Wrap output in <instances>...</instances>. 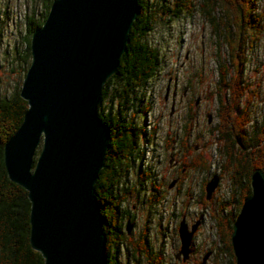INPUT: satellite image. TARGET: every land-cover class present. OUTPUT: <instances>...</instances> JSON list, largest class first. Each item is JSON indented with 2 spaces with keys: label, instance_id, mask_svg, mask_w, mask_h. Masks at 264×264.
Masks as SVG:
<instances>
[{
  "label": "water",
  "instance_id": "1",
  "mask_svg": "<svg viewBox=\"0 0 264 264\" xmlns=\"http://www.w3.org/2000/svg\"><path fill=\"white\" fill-rule=\"evenodd\" d=\"M136 4L51 0L30 34L29 63L18 90L26 109L3 143L2 161L8 179L26 192L28 244L42 264H104L105 237L93 185L104 165L108 130L96 107L124 50ZM218 179L214 174L204 183L205 200ZM249 185L229 233L234 264H264L262 169L250 172ZM196 224L188 229L183 218L178 221L175 258H187ZM130 228L126 222L127 233Z\"/></svg>",
  "mask_w": 264,
  "mask_h": 264
},
{
  "label": "rangeland",
  "instance_id": "2",
  "mask_svg": "<svg viewBox=\"0 0 264 264\" xmlns=\"http://www.w3.org/2000/svg\"><path fill=\"white\" fill-rule=\"evenodd\" d=\"M253 2L255 13L263 14L261 31L250 46L248 40L242 45L244 62L239 74L241 84L246 85L241 103L251 95L245 126L248 135L264 123V0ZM146 3L155 16L144 40L157 50L158 65L134 102L133 121L142 126L139 144L143 154L129 168L126 181L130 185L136 183V166L140 163L141 170L151 172L155 190L145 182L143 189L132 192L120 208L133 214L132 237L146 229L147 246L159 255V264L180 263L173 256L179 247L177 223L181 217L187 223L200 216L201 224L191 241L193 252L182 264H200L208 249H213V255L204 264H223V255H216L219 245L210 213H215L229 193V182L225 173H221L222 159L215 143L219 123L216 94L221 90L216 84L217 59L225 61L227 50L199 12V0ZM45 4L46 0H0V99L8 98L20 88L28 66L21 60L28 20H39ZM116 100L113 108L117 107ZM189 154H199L204 167L190 168L183 164L182 155H186L187 162ZM180 168H183L180 182L169 186ZM214 174L219 177L218 185L205 200L204 183ZM118 264L149 263L142 257L134 261L123 243Z\"/></svg>",
  "mask_w": 264,
  "mask_h": 264
},
{
  "label": "trees",
  "instance_id": "3",
  "mask_svg": "<svg viewBox=\"0 0 264 264\" xmlns=\"http://www.w3.org/2000/svg\"><path fill=\"white\" fill-rule=\"evenodd\" d=\"M146 1L137 0V14L127 34L124 50L114 73L103 84L96 107L98 119L108 130L104 165L93 185L105 237L104 264H118L123 243L134 261L142 257L149 264H159L160 259L147 246L145 228L135 237L126 236L121 222L124 209L120 208L132 192L138 193L143 189L145 182L150 184L152 191L155 190L151 172L141 170L140 163L136 166V183L130 185L126 181L129 168L143 154L139 144L143 137L142 126H136L133 121L136 113L134 102L139 95L137 92L141 91L158 65L157 50L144 40L152 29L155 16ZM50 2L46 0L45 11L39 20H28L25 52L21 57L26 66L29 63L30 34L43 21ZM198 9L216 36L221 37L227 50L225 61L217 59L216 84L221 90L216 94L219 123L215 128V143L222 159L221 173H225L229 182V193L228 199L221 201L210 217L219 245L216 255H223V264H234L229 243L231 224L242 199L250 194V172L254 168L264 171V123L260 128L254 127L250 135L246 133L251 95L241 103L246 85L241 84L239 75L244 62L242 45L246 40L251 45L258 37L263 14L255 13L253 0H199ZM225 64L230 70L225 68ZM114 100L118 102L113 108ZM25 109L26 102L16 91L8 98L0 99V264H42L40 254L28 244L29 203L26 192L8 179L2 161L3 143L20 124ZM190 156L187 166L204 167L199 154Z\"/></svg>",
  "mask_w": 264,
  "mask_h": 264
},
{
  "label": "flooded vegetation",
  "instance_id": "4",
  "mask_svg": "<svg viewBox=\"0 0 264 264\" xmlns=\"http://www.w3.org/2000/svg\"><path fill=\"white\" fill-rule=\"evenodd\" d=\"M183 96L185 95V93H183L182 94ZM185 144H184V148H185ZM183 154H185V153H183ZM188 156V155H187ZM185 157H186V155H182V163L183 164H185L186 166L189 164L188 162L190 161V159H187V162H186V160H185ZM177 164V161H174V163L173 164ZM176 173V175L173 177V179H172V181H173V183L174 184H178L179 182H180V175H179V173L182 175L183 174V168H180L179 170H178V173H177V171L175 172ZM214 192V191H213ZM213 194V193H212ZM125 212V211H124ZM123 211H122V213H123V219H124V224H122V230H123V232L126 234V236H129L130 235V233H131V231H132V228H133V219H132V217H133V214H132V212H130L129 210H127V213H124ZM126 214H127V217H126ZM181 218H183V217H181ZM180 218V219H181ZM200 216H198V217H195L191 222H187V223H185L186 224V226H187V228L189 229L190 228V226L194 223V222H197V224H196V226H195V230H194V232H193V234H192V238L194 237V235H195V233L198 231V229H199V226H200V224H201V222H200ZM184 220V219H183ZM126 222H128L129 224H131V228H130V231L127 233L126 231H125V224H126ZM185 222V221H184ZM123 225H124V227H123ZM192 238H191V241H192ZM191 245V244H190ZM190 248V252L188 253V256H187V258L189 257V255L193 252L192 251V245L189 247ZM178 250V249H177ZM216 250V249H215ZM177 252V251H176ZM175 252V253H176ZM175 253L173 254V256H174V259L176 260V261H180V263L178 262V264H182V262L183 263H185V261H186V259L185 260H181V258L179 257V258H175ZM205 253H208L206 256H205V258H204V260H203V256L205 255ZM213 255V249H208L206 252H204L203 253V255L201 256V261H200V264H204L206 261H207V259L208 258H210L211 256Z\"/></svg>",
  "mask_w": 264,
  "mask_h": 264
}]
</instances>
